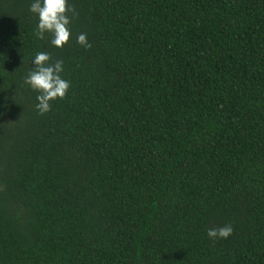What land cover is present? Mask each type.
<instances>
[{"label":"trees","instance_id":"1","mask_svg":"<svg viewBox=\"0 0 264 264\" xmlns=\"http://www.w3.org/2000/svg\"><path fill=\"white\" fill-rule=\"evenodd\" d=\"M30 2L0 0V264H264V0H68L61 47Z\"/></svg>","mask_w":264,"mask_h":264},{"label":"clouds","instance_id":"2","mask_svg":"<svg viewBox=\"0 0 264 264\" xmlns=\"http://www.w3.org/2000/svg\"><path fill=\"white\" fill-rule=\"evenodd\" d=\"M29 11L37 17L34 33L37 38H43L44 34L50 33V44L61 47L70 38L68 25L70 17L66 14L75 10L68 7V0H31ZM76 42L85 48L89 47L86 35L79 33ZM50 57L46 52H36L32 57L34 67L24 76V83L37 91L36 110L43 114L49 111L50 101L63 98L69 87V82L63 79L60 73L63 71V61L55 60L49 63ZM233 229L231 225L211 227L206 229V235L210 239L227 238Z\"/></svg>","mask_w":264,"mask_h":264}]
</instances>
